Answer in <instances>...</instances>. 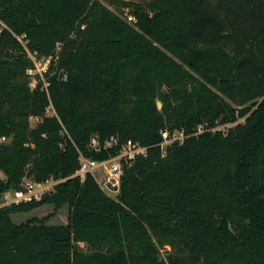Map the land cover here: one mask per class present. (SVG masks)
<instances>
[{
    "label": "trees",
    "instance_id": "1",
    "mask_svg": "<svg viewBox=\"0 0 264 264\" xmlns=\"http://www.w3.org/2000/svg\"><path fill=\"white\" fill-rule=\"evenodd\" d=\"M102 2L0 0V203L24 179L60 181L0 207V264H264V0H152L132 11L142 33ZM20 37L57 58L47 90ZM175 130L187 139L163 156ZM93 137L149 147L124 162L117 199L75 176L80 156L118 153ZM45 205L68 206V225L12 221Z\"/></svg>",
    "mask_w": 264,
    "mask_h": 264
},
{
    "label": "rangeland",
    "instance_id": "2",
    "mask_svg": "<svg viewBox=\"0 0 264 264\" xmlns=\"http://www.w3.org/2000/svg\"><path fill=\"white\" fill-rule=\"evenodd\" d=\"M152 0H114L113 3H103L104 7H106L112 14H114L116 17H118L121 21L125 22L127 25H129L131 28H133L135 31L142 33L139 27L137 26V19L133 14V9L135 6L138 7H146L148 3H150ZM134 5V6H133ZM150 17H152V13L150 11L147 12ZM1 26H5L3 22H1ZM151 43L154 45H157V43L154 42L151 38L147 37ZM22 42L23 46L25 47V51L27 54V58L31 61L32 66L27 69L26 75L29 78L30 86L32 89L36 88L38 84H42L43 89H46L49 87L47 75L49 73V69L53 61H57V58L53 56L51 57H39L37 53H33L27 49L26 45L27 42L24 41L23 37L19 38ZM59 46L56 49L55 55L58 54ZM130 74V73H129ZM52 75V74H51ZM50 75V76H51ZM130 76V75H129ZM167 87L163 88V91H167ZM157 106L159 110H162L163 103L161 100L157 99ZM47 116H53L55 115L54 107L51 106L48 108L46 112ZM244 119H241V122H243ZM31 127H35L39 119H31ZM201 130L202 128L200 126L196 127L195 130ZM200 133V131H199ZM94 179L97 181V183L101 186L102 190L111 198L117 199L119 195V186L118 190L114 191L110 188L106 187V177L100 174L92 175ZM0 179H5V176L0 171ZM85 179V178H84ZM82 179V180H84ZM4 206V199L2 198V202L0 203V207ZM12 221L17 224H25L30 221H38L43 222L46 225H53V226H66L69 223V208L68 206H64L59 210H56L53 205H45L38 207L34 209L31 212L28 213H19V214H13L12 215ZM80 249L84 253H89V247L85 243H79L78 244ZM168 249V248H167ZM159 251V260L165 261L167 263V257L168 253L161 248H158ZM168 251H171V249H168Z\"/></svg>",
    "mask_w": 264,
    "mask_h": 264
},
{
    "label": "built area",
    "instance_id": "3",
    "mask_svg": "<svg viewBox=\"0 0 264 264\" xmlns=\"http://www.w3.org/2000/svg\"><path fill=\"white\" fill-rule=\"evenodd\" d=\"M200 127L203 129V126ZM202 129H198V132L200 131L201 133ZM161 136L162 142L159 147L163 156L166 154V150L169 146L175 143L183 144L187 139L184 130H175L174 132L163 131L161 132ZM5 141L6 138H1V142ZM91 149L97 152L118 149V153L116 156L104 161H96L80 156V166L75 176L84 179L87 174L103 175L106 177L105 185L107 188H109L108 185L112 180H115V184H112L113 186L118 187L120 184L124 162L131 163L137 157H147L149 153V147L131 140L121 142L119 137H112L104 142H101L98 137H93ZM59 182L60 181L50 179L43 183H36L30 179H24L21 189L17 191H8L3 195L4 206L26 204L40 199L44 195L51 193Z\"/></svg>",
    "mask_w": 264,
    "mask_h": 264
},
{
    "label": "water",
    "instance_id": "4",
    "mask_svg": "<svg viewBox=\"0 0 264 264\" xmlns=\"http://www.w3.org/2000/svg\"><path fill=\"white\" fill-rule=\"evenodd\" d=\"M160 107V105L158 106ZM112 184H115V180H112L111 183L108 185V187L114 191H117L118 190V187L117 186H113Z\"/></svg>",
    "mask_w": 264,
    "mask_h": 264
},
{
    "label": "crops",
    "instance_id": "5",
    "mask_svg": "<svg viewBox=\"0 0 264 264\" xmlns=\"http://www.w3.org/2000/svg\"><path fill=\"white\" fill-rule=\"evenodd\" d=\"M51 226H53V225H51Z\"/></svg>",
    "mask_w": 264,
    "mask_h": 264
}]
</instances>
